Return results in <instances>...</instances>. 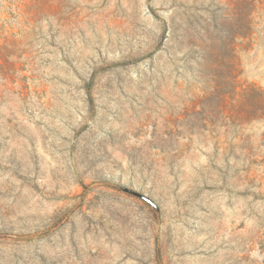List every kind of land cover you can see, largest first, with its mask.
Masks as SVG:
<instances>
[{"label":"rangeland","instance_id":"374dc122","mask_svg":"<svg viewBox=\"0 0 264 264\" xmlns=\"http://www.w3.org/2000/svg\"><path fill=\"white\" fill-rule=\"evenodd\" d=\"M0 264H264V0H0Z\"/></svg>","mask_w":264,"mask_h":264}]
</instances>
